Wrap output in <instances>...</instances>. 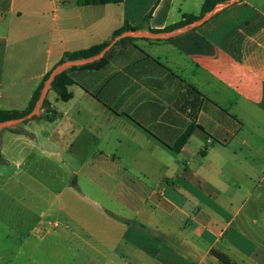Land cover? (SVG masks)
Wrapping results in <instances>:
<instances>
[{
	"label": "crops",
	"instance_id": "crops-1",
	"mask_svg": "<svg viewBox=\"0 0 264 264\" xmlns=\"http://www.w3.org/2000/svg\"><path fill=\"white\" fill-rule=\"evenodd\" d=\"M204 1L198 13L180 5L170 22L176 0H0V111L24 110L50 74L33 113L0 124V264H27L29 237L50 224L20 199L25 188L8 187L16 161L37 156L91 162L83 178L104 200V227L84 228L103 247L87 243V264H226L217 254L264 264V12L231 0L167 30ZM151 12L149 25L111 40ZM109 40L93 58L60 64ZM62 72L75 82L68 102L51 90ZM47 235H35L40 246Z\"/></svg>",
	"mask_w": 264,
	"mask_h": 264
},
{
	"label": "rangeland",
	"instance_id": "rangeland-1",
	"mask_svg": "<svg viewBox=\"0 0 264 264\" xmlns=\"http://www.w3.org/2000/svg\"><path fill=\"white\" fill-rule=\"evenodd\" d=\"M246 1L264 12V0ZM197 3L196 0H188L185 4L184 0H176L169 21L180 19V5L184 7L182 11L186 9L189 13H198L200 8ZM149 21L144 20L139 27L149 25ZM59 105L62 106L64 103L59 102ZM83 163H86L85 167ZM90 163L66 158L60 160L55 156L33 157L28 165L22 164L20 159L16 161L8 187L25 188L24 192H19L20 199L26 201L27 205L37 207L36 211L39 214L45 213L50 221L49 225L42 226L40 232L29 237L34 247L33 252L27 250V264H87L89 248L96 246L100 250L103 249L84 230L85 228L100 233L104 227L102 215L104 200L91 191L83 178V172L90 167ZM99 172L101 180L104 181L107 178L106 174L103 170ZM6 179L0 178V184L7 182ZM15 196L18 198L16 194ZM77 234L86 240L81 238L78 240ZM35 235H47L42 246L35 239ZM87 243L91 247L87 246Z\"/></svg>",
	"mask_w": 264,
	"mask_h": 264
},
{
	"label": "trees",
	"instance_id": "trees-1",
	"mask_svg": "<svg viewBox=\"0 0 264 264\" xmlns=\"http://www.w3.org/2000/svg\"><path fill=\"white\" fill-rule=\"evenodd\" d=\"M124 0H77L76 4L79 7H87V6H99V5H108V4H121L123 3ZM231 0H205L202 8H201V12L199 15H192V14H184L183 15V20H181L180 22L167 26V30L171 29V28H182L186 25H191L193 23H196L198 21H200L201 19H203L207 14H209L210 12H212L214 10V8L222 3H226L229 2ZM152 16V12L149 13L146 17H145V21H149L150 18ZM139 28H143V27H133L131 25H129L128 23H125L120 29H118L117 31H115L113 33V36L111 38V40H113L114 38H116L117 36L123 34L124 32L127 31H137ZM129 41H133L132 39H128ZM110 44V40L103 42L101 44L92 46L88 49H84V50H80V51H76V52H67L65 53L64 57L62 58V60L60 61V64L66 62V61H82V60H87L90 58H93L99 54H101L103 52V50ZM104 64V61H101L99 63L96 64H89V65H85V68H99L102 67ZM50 74H48L44 80L41 82V84L39 85V87L37 88V90L35 91L32 99L30 100L28 106L21 111H0V124L1 123H5V122H9V121H18V120H23V119H27V117L33 113V111L35 110L40 97H41V93L44 87V83L46 82V80L49 78ZM75 82L72 79V77L70 76V74L68 72H62L57 74L53 81L51 82V90L53 92L56 93L58 99L60 101L63 102H68L73 98L72 93L69 91V88L74 85ZM43 108L45 109L44 111V116H46V120L48 121H53L56 118V110L54 108L51 107V104L48 100H44L42 103ZM35 118H43V117H36L33 116L32 119ZM194 126L189 127L184 133L183 135L179 138V140L173 145L172 149L175 152H180L182 150V148L184 147V145L189 141L193 130H194ZM140 227H142L143 229H146L145 226L140 225ZM217 256L219 257V259L226 263V264H231L230 261L223 257L220 254H217Z\"/></svg>",
	"mask_w": 264,
	"mask_h": 264
},
{
	"label": "water",
	"instance_id": "water-1",
	"mask_svg": "<svg viewBox=\"0 0 264 264\" xmlns=\"http://www.w3.org/2000/svg\"><path fill=\"white\" fill-rule=\"evenodd\" d=\"M74 183H75V180H74Z\"/></svg>",
	"mask_w": 264,
	"mask_h": 264
}]
</instances>
